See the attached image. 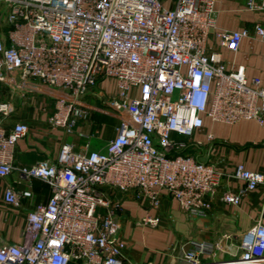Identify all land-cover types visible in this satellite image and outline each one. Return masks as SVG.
Masks as SVG:
<instances>
[{
	"label": "built area",
	"instance_id": "2783aa9c",
	"mask_svg": "<svg viewBox=\"0 0 264 264\" xmlns=\"http://www.w3.org/2000/svg\"><path fill=\"white\" fill-rule=\"evenodd\" d=\"M214 4L0 0V83L11 93L49 88L54 103L47 122L65 131L79 119L90 124L96 110L117 119L103 150H74L62 142L54 161L17 166L24 179L43 181L48 195L26 212L21 241L0 244V264H123L114 189L132 190L153 208L165 195L190 216L210 214L222 170L182 152L185 142L173 133L192 136L204 117L262 124L264 116L260 77L246 76L242 63L222 56L223 48L236 51L244 37L261 39L264 26H216ZM244 7L264 9V0H245ZM101 79L113 81L115 89L98 106L85 97ZM13 109L9 98L0 99V177L13 169L14 144L29 130L25 121L5 122ZM231 173L243 186L224 189L218 197L223 202L236 205L244 191L264 187V174L240 162ZM30 194L7 184L2 199L18 206ZM158 221L152 214L139 219L152 226ZM176 247L185 264H264V222L257 218L240 233L232 257L215 258L216 241L188 238Z\"/></svg>",
	"mask_w": 264,
	"mask_h": 264
},
{
	"label": "crops",
	"instance_id": "0c3cea01",
	"mask_svg": "<svg viewBox=\"0 0 264 264\" xmlns=\"http://www.w3.org/2000/svg\"><path fill=\"white\" fill-rule=\"evenodd\" d=\"M245 0H215L216 26L235 29L251 27L254 21L264 26V9L253 11L244 7ZM264 35L261 39L253 36L241 39L236 51L222 49L225 60L242 63L246 76L258 75L264 85ZM101 79L93 94L85 99L101 106V96L107 93ZM4 98H9L14 109L5 118L7 124L21 120L29 124L25 135L17 139L13 147V169L0 177V244L19 243L24 217L35 203L44 201L48 195V186L38 178L24 179L17 166H28L37 160L54 161L62 142L71 144L74 150H103L106 140L114 135L117 119L103 110L92 114V122L77 120L71 131L50 126L47 117L53 110L54 98L49 88H20L12 93L5 87ZM8 91V92H7ZM100 104V105H99ZM101 108V107H100ZM84 130L89 134L84 138L78 134ZM207 132L212 134L208 140ZM177 139L185 142L183 152L197 160L212 162L222 170L219 185L216 187L210 214L205 217L190 216L184 212L173 198L162 196L157 208L151 207L146 199L135 197L132 190L114 189L110 196L118 200L121 208L119 235L125 241L122 252L123 264H185L179 255L177 244L188 238L216 241L215 258L223 259L238 254L239 235L255 219L264 222L263 184L252 190L244 191L236 205L220 200L224 189H238L243 181L235 177L231 170L240 162L244 167L264 174V116L263 123L252 119H240L227 124L203 118L200 130L186 137L173 133ZM20 190L29 188V197L22 198L18 206H11L2 199L5 185ZM144 214L157 215V225L139 223ZM174 244V248L171 247ZM201 260H207L205 256Z\"/></svg>",
	"mask_w": 264,
	"mask_h": 264
},
{
	"label": "rangeland",
	"instance_id": "374dc122",
	"mask_svg": "<svg viewBox=\"0 0 264 264\" xmlns=\"http://www.w3.org/2000/svg\"><path fill=\"white\" fill-rule=\"evenodd\" d=\"M103 89H104V91L108 94V93H110V92H112V91H114V89H115V85H114V83H113V81H106L104 84H103ZM5 85L4 84H2V83H0V99L1 98H4V92H5ZM100 105V104H99ZM101 106H102V103H101Z\"/></svg>",
	"mask_w": 264,
	"mask_h": 264
},
{
	"label": "trees",
	"instance_id": "16d2710c",
	"mask_svg": "<svg viewBox=\"0 0 264 264\" xmlns=\"http://www.w3.org/2000/svg\"><path fill=\"white\" fill-rule=\"evenodd\" d=\"M183 152V151H182Z\"/></svg>",
	"mask_w": 264,
	"mask_h": 264
}]
</instances>
